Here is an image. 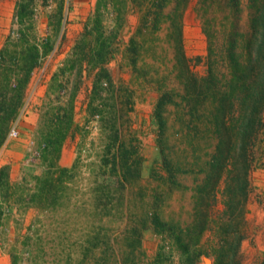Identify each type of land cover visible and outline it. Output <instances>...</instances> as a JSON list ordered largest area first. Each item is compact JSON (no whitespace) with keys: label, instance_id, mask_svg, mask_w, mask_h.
<instances>
[{"label":"rangeland","instance_id":"rangeland-1","mask_svg":"<svg viewBox=\"0 0 264 264\" xmlns=\"http://www.w3.org/2000/svg\"><path fill=\"white\" fill-rule=\"evenodd\" d=\"M21 3L22 21L15 15ZM194 5L183 13V47L193 61L206 53ZM118 7L116 13L114 0H0V146L8 143L2 158L9 159L0 164V264H182L174 239L202 219L194 193L201 174L183 173L189 167L183 164L180 185L160 177L152 83L165 70L160 56L148 54L134 70L128 43L138 13L129 4ZM46 39L49 48L26 73L29 48ZM102 69L106 76L97 80ZM194 69L201 74L204 66ZM14 125L17 136L8 137ZM118 139L141 159L140 178L131 173L120 201L102 174ZM60 168L66 181L56 190L48 171ZM250 180L244 222L239 216L234 222L242 235L238 260L264 264V167ZM153 208L167 223L164 232L149 226ZM208 220L215 230L216 210ZM211 231L201 238L211 256L202 254L197 264H213V249L229 257V244Z\"/></svg>","mask_w":264,"mask_h":264},{"label":"trees","instance_id":"trees-1","mask_svg":"<svg viewBox=\"0 0 264 264\" xmlns=\"http://www.w3.org/2000/svg\"><path fill=\"white\" fill-rule=\"evenodd\" d=\"M190 1L114 0V8L118 13V6L129 4L138 13L128 43L134 70L147 54L155 60L160 56L159 65L164 66L165 75L152 83L158 91L153 115L162 181L180 185L176 174L183 164H189L183 173L201 174L194 193L203 202L202 219L187 226L184 237L176 235L174 239L175 248L183 255L182 264H197L202 254L211 256L201 245L208 230L214 231L222 246H230L227 260L223 251L213 249V264H239L242 235L234 227L235 218L244 222L252 191L251 173L264 167V0H195L194 10L206 39V53L195 61L183 47V13ZM24 9L21 3L15 12L20 21ZM164 30L162 39L159 33ZM49 46L46 39L42 47L34 44L29 48L32 60L25 65L26 73ZM201 63L204 71L200 74L194 68ZM154 70L160 75L161 68ZM103 76L102 69L96 79ZM117 141L109 159H104V163L109 161L105 164L109 169L102 174L108 177L104 178L106 189L114 187L120 201L131 184V173L140 178L141 159L137 151H129L125 143ZM179 143L186 146L180 150ZM181 151L185 153L182 157ZM66 170L48 171L56 190L64 187ZM1 173L3 169L0 180ZM215 210L220 221L214 230L207 222ZM161 216L155 208L150 213L149 226L156 233L164 232L167 225Z\"/></svg>","mask_w":264,"mask_h":264},{"label":"crops","instance_id":"crops-1","mask_svg":"<svg viewBox=\"0 0 264 264\" xmlns=\"http://www.w3.org/2000/svg\"><path fill=\"white\" fill-rule=\"evenodd\" d=\"M7 147H8V143H6V141H5V143H3L1 146H0V164L1 163H4L5 161V159H7V161L9 160L7 157H5V158H2V156L4 155V153H5V151H6V149H7ZM62 159H63V157H62ZM60 163H62V164H66V163H64L63 161H61V157H60Z\"/></svg>","mask_w":264,"mask_h":264},{"label":"built area","instance_id":"built-area-1","mask_svg":"<svg viewBox=\"0 0 264 264\" xmlns=\"http://www.w3.org/2000/svg\"><path fill=\"white\" fill-rule=\"evenodd\" d=\"M15 125L10 128V130L8 132V137H16L17 136V129H16Z\"/></svg>","mask_w":264,"mask_h":264}]
</instances>
